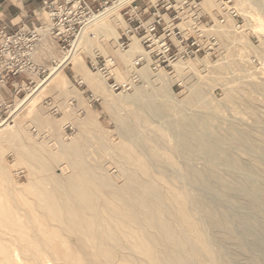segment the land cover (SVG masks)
<instances>
[{"label":"bare ground","instance_id":"1","mask_svg":"<svg viewBox=\"0 0 264 264\" xmlns=\"http://www.w3.org/2000/svg\"><path fill=\"white\" fill-rule=\"evenodd\" d=\"M253 1L264 11V0ZM128 2L113 1L101 14L93 13L92 19L88 18L84 26L96 24L105 17L113 21L118 8ZM226 6L222 9L220 4V10H227ZM179 13L184 18L185 14ZM253 16L254 25L262 21L258 13ZM238 28L233 29L238 31ZM49 29L50 26L37 28V39L46 36ZM257 31L254 29L253 32ZM87 35L89 31L86 28L79 31L76 41L85 40ZM73 57L69 55L65 58L72 60ZM262 62L256 66L264 75ZM203 65L195 59L174 63V67L183 73H192ZM248 68L244 67L243 71ZM79 70L85 74L84 69ZM175 77L168 75L165 85L155 89L154 94L165 92V86L172 84L169 81V85L166 80ZM215 77L217 79H213L217 81L219 76ZM256 79L249 77L251 87L264 91V82ZM196 81L199 83L201 80L198 78ZM234 84H224V90L222 86L224 95L221 91L223 97L218 98L216 103L210 102V99L207 101V97L205 100V89L197 84L193 96L185 101V108L191 112H175L171 118H166L171 113L163 112V107L148 97L141 104V116L147 121L157 120L158 129L167 130L168 133L160 137L177 149L178 154L183 155L186 148L199 153L191 159L184 156L185 179L205 189L220 202H230L238 208L243 215L237 219V227L233 225L235 219L232 220L222 207L199 198L195 201L203 218L195 217L190 207L192 198L174 184L164 181L151 168L157 155L144 154V140L134 132L137 119L122 122L124 139L98 137L102 146L110 145L115 152L114 161L121 169V177L112 176L105 163L88 158L85 140L61 145L57 153L43 156L36 146L23 142L19 144L22 148L17 145L18 148H13L20 139L18 130L2 123L0 182L4 186L1 194L7 197V201L0 205V264H258L264 255V225L256 218L264 213V118L257 115L254 106L247 109L252 114L249 120L228 107V102L237 95L234 93L238 87ZM245 98L258 104L257 98ZM27 99L28 96L22 101ZM213 128L216 134H212ZM126 137H132V141ZM235 147L242 149L240 152L244 150L245 156H236L232 150ZM6 148L15 149L10 160ZM18 156L28 162L25 163L31 175L28 185L16 182L19 174L16 181L11 177ZM197 157L203 160L201 168L194 164ZM49 159L56 162L64 160L70 172L59 177L53 172ZM229 161L235 166H228ZM225 173L229 174V178L225 177ZM257 174L263 178L253 185L252 175ZM207 228H211L212 235L221 241V246L212 245Z\"/></svg>","mask_w":264,"mask_h":264},{"label":"rangeland","instance_id":"2","mask_svg":"<svg viewBox=\"0 0 264 264\" xmlns=\"http://www.w3.org/2000/svg\"><path fill=\"white\" fill-rule=\"evenodd\" d=\"M113 1L115 0H109L98 12L94 11V13L101 14L108 5L113 3ZM132 1L133 0H129L128 3H131ZM151 1L152 4L155 5L158 0ZM182 1L183 0H176V3L174 4L175 7L179 8L182 6ZM196 1L197 9L191 10L184 8L183 11H179L183 12L185 15L184 18L180 17L181 20L178 25L183 28L194 15H204V20L209 21V26L211 25L206 28L208 32L206 35L214 36L216 46L213 50H206V53H202L197 57L183 59H195V61H201L205 64V66L197 67L192 73H183L174 67V63L182 60H178L170 66L159 68L158 70H152L146 65L138 67V69L132 68L131 65L133 58L143 52L140 40L135 37L132 38L129 43V48L126 51L121 50L117 43L121 34L125 33L124 31L127 30L128 27L125 25L124 21L126 17L124 12L127 10L124 6L128 3L121 5L118 8V12L114 16L113 21H111L109 17H105L96 24L87 25L86 23L87 26L83 25L80 31L86 28V31H89V35L85 37V40L80 41H76V36L72 45L67 46L65 54L62 53L61 46L54 37L49 34L44 36L41 41L37 43L35 62L43 65L46 68V71L39 76L37 74L33 76L34 81L27 85L29 89L25 90V92H21L18 100L15 99L14 105L11 109L10 122L5 123L12 125L15 131L18 130L16 132H18L20 136V139L14 143L13 148H22L19 144L20 142H23V144L26 145L36 146L39 149V153L43 154V156H47L52 153H57L61 145L67 143L69 145L75 140H85L87 143L86 153L87 156H89L88 158L105 163L110 168L109 173H111L112 176L121 177V172H119L121 169L118 165L116 166V162L114 161L115 152L110 145L102 146L99 138L105 136L107 139L111 140L117 138L124 139L122 135L124 128L122 122L131 118L137 119L138 125L134 132L144 140V154L150 155V153H156L157 155V160L151 164V168L155 173L159 174L164 181L174 184L177 188L183 190L190 198H192L193 201H191L190 207L192 208L193 213L195 212V217L197 219L203 218L197 207V202L195 201L199 198L213 206L218 205L219 207H222L229 215H231L232 220L235 219L233 220V225L235 226L236 223L238 224L237 219L243 215L238 208L234 207L230 202H220L205 189H202L185 179V158L188 157L191 159V157L198 156L199 153L194 149L186 148L183 149V155L178 154L179 151L177 149L171 147L167 141H163L160 137L161 135L165 136V134L168 133L167 130L165 128L159 130V122L157 120L147 121L141 116V114H143L141 104H143V99H147L148 97H150L155 104L163 107L161 108L163 112L171 113V115L166 117L171 118L172 114L175 112H191L185 108V101L193 96V89L197 87V84L205 89L204 99L206 100L208 98L207 101L210 99V102L212 101L216 103L223 97L221 96V91L223 92L225 85L227 84V86H229L235 83L234 85H237L239 90L237 88L234 94L239 96L234 95L235 97L228 102V107L233 109L238 116H242L249 120L248 118H251L252 114L251 110L249 112L248 110L250 109V106H254L257 115L264 118V91L255 87L253 88V86L251 87L249 82V77L255 79L258 78L256 80H260V83L264 82L262 81L264 79L262 76L264 75L263 73L261 75V72L256 66L257 63L264 62V11L260 10L256 4L254 5L255 2L253 0H230L228 3L229 5L226 6L227 10L225 11L220 10L221 0ZM231 9L235 10V17H232L229 14L228 10ZM162 11L165 10L163 9ZM255 12L258 13L262 19V21L258 22L256 25H254V19L251 18H254L253 14ZM219 16H223V22L218 21ZM163 17L169 23V18L167 16ZM91 19L92 17L90 20ZM27 20L28 19L24 21ZM39 25H42L43 27L50 26L47 13H44L42 22L36 26ZM234 27H239V30L236 31L233 29ZM254 29H257L258 31L253 32ZM227 32L229 36H226ZM223 33H225V36ZM225 37L230 38L226 39ZM204 39L205 38L203 37L200 38V42L204 46H207V41H204ZM75 41L76 44L73 46ZM243 50H247V52L245 51V53H243ZM98 54L112 56L116 59V66L111 69L110 75L112 76L108 81L106 80V77H102L100 72L94 67ZM69 55L74 56L72 60H70L71 58L66 60L65 57H69ZM52 60L57 62L56 66ZM246 63L249 64V70H247L248 72L250 71L249 74L247 71H243L244 67H248ZM230 65H232V67ZM50 67H53V70H50ZM80 68L85 70V74L80 73ZM236 68L239 69L237 70ZM132 72L138 77V80L131 82L129 88L110 87V84L113 81L122 83L130 80ZM168 75H175L176 80L175 78L168 81L166 80L168 84L169 81L172 83L171 86H165V92L154 94L155 89L165 85L164 80ZM213 75V78L215 79H217L215 76H219L220 78L218 77V80L216 81L212 78ZM198 78L202 82L200 81L198 83L196 81ZM171 80L174 81L171 82ZM199 85L198 87H200ZM222 86L224 87L222 88ZM206 92L210 93L206 94ZM246 95L248 97L251 96V98H257L258 104L250 102L249 99L245 98L247 97ZM1 96L2 94H0V98ZM27 96L28 99L23 102L22 99ZM71 100H73L72 103L70 102ZM52 106L57 108L58 113H53L50 110ZM80 110H82V112L79 114ZM196 110L202 109L196 108ZM87 119L89 122H87ZM215 130V128L212 129V134L217 133ZM126 138L132 141V137ZM14 150L15 149L11 148L6 150L8 152V160L14 157ZM232 150L235 151V155L237 154L236 156H245V151L243 150L240 152L242 150L240 148L235 147ZM17 158V161L15 160L16 162L12 168L11 177L16 181V177H18L19 174L16 182L22 185H28L30 183L31 175L28 172V164H26L27 166L25 165L27 161L22 160V156H18ZM199 158L200 157H197L196 160H194V164L197 163L196 165L201 168L204 164L203 160ZM63 161L64 160H60L56 162L53 159H49V162L53 167V172L59 175V177L63 175L65 176L70 172L67 164ZM198 161L200 162L198 163ZM229 162L227 163L228 166H235L234 163L230 162L229 164ZM225 174V177L229 176L228 173ZM252 176L254 177L252 182L253 185L260 182L261 178H263L262 175L258 174ZM3 187L2 182H0V205L7 201V197L1 194ZM235 210H237L236 212L238 213L233 212ZM256 218L264 225V213L258 214ZM235 227H237V225ZM207 232L208 235H211L210 238L212 245L221 246V241L212 235L213 232L211 231V228H207ZM51 263L52 262H49V264ZM258 264H264V255L261 256Z\"/></svg>","mask_w":264,"mask_h":264},{"label":"built area","instance_id":"3","mask_svg":"<svg viewBox=\"0 0 264 264\" xmlns=\"http://www.w3.org/2000/svg\"><path fill=\"white\" fill-rule=\"evenodd\" d=\"M139 0H133L128 3L130 8L136 9L137 5L131 6ZM145 6L143 9L148 10L147 4L155 9L154 19L148 22L141 23L131 27L130 15L128 30L122 33L117 43L123 51L128 50L130 37L135 35L140 38L142 46V54L136 55L132 61V68L138 69L141 66H148L152 70L168 67L174 62L191 57H197L206 50H213L216 46V41L213 35H206V28L209 26V21L204 20V15H195L190 18L187 24L182 28L179 26L181 20L179 11L184 8L195 10L197 9L196 0H185L183 6L176 8L174 4L176 0H158L155 5L151 0H141ZM106 1L100 8H102ZM230 0H221V7L229 5ZM100 8L93 9L86 0H65L62 3L45 2L43 9L46 11L50 21L49 35L55 38L61 46L62 53L67 51V46H71L87 19ZM164 9L165 12L170 9L174 10V14L169 18V23L159 12ZM232 17L236 16L235 10H229ZM219 22H223V16H219ZM214 24V21H213ZM212 24V25H213ZM162 25V26H161ZM37 28H45L42 25L29 27L22 24L19 28L9 31L5 24L0 26V124L10 122L11 109L15 99L19 98L21 92L28 90V84H31L33 76H38L45 73L46 68L35 62V54L37 43L41 40L37 39ZM141 29V30H140ZM195 33V34H194ZM205 38L207 46L200 42V38ZM54 65L57 62L52 60ZM116 59L112 56H103L98 54L94 67L102 77H106L108 81L112 76L111 69L115 68ZM138 77L132 72L130 80L122 83L113 81L110 84L111 88H129L133 81H137ZM71 103L73 100L70 101ZM50 110L53 113H58L57 108L52 106ZM82 112L80 110L79 114Z\"/></svg>","mask_w":264,"mask_h":264},{"label":"crops","instance_id":"4","mask_svg":"<svg viewBox=\"0 0 264 264\" xmlns=\"http://www.w3.org/2000/svg\"><path fill=\"white\" fill-rule=\"evenodd\" d=\"M51 1L62 3L65 0H0V26L5 24L9 31L16 30L23 23L29 27H34L38 25L40 22H42V17L44 13H46V11L43 9L44 3ZM86 1L91 6V8L97 9L100 8L106 1L109 0H86ZM135 4L137 5L136 9L130 8L128 4L124 6L127 8V10L124 12V15H126L125 18L126 19L128 18L129 20V15H130L129 26L131 27L137 26L139 24L138 20H140L141 23H143L154 19L155 9L151 4H147L148 10L143 9L145 4L141 0L137 1L131 6L134 7ZM162 10L163 9L159 8V12L162 16H167L168 18H170L174 14L173 9H170L167 12ZM26 19L28 20L24 21ZM127 23L128 22L125 21L126 26H128ZM129 37H130V41L132 40V37L139 39V37L135 35H129Z\"/></svg>","mask_w":264,"mask_h":264}]
</instances>
